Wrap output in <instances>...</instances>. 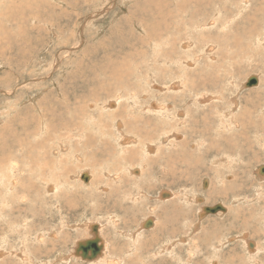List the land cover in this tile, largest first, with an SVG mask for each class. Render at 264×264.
Instances as JSON below:
<instances>
[{
    "label": "rangeland",
    "instance_id": "obj_1",
    "mask_svg": "<svg viewBox=\"0 0 264 264\" xmlns=\"http://www.w3.org/2000/svg\"><path fill=\"white\" fill-rule=\"evenodd\" d=\"M17 1L20 3L21 9L18 8L20 5H15L14 0H0V22L3 23V25H0V262H5V264H30V261L26 260L34 259L35 264H126L125 262L127 264H209L211 263L209 262L210 259L218 257L220 258V261H218L220 262L219 264H264V186L260 193H257L255 189L260 184L264 185V178L259 176L261 174L259 168L261 165H264V149L262 151V148H259L258 142H256L257 140H261L262 136H259V138L252 132V134L250 133L248 135V139H242L240 137L242 148L245 150L242 153V159L239 157L241 154H238L241 151L233 150L235 153L233 151L230 153L236 163L231 165L232 168L224 164V162L218 163V167L216 165L215 167L212 165L213 160L211 159L212 157L210 158L211 154L209 155V152H203L204 150L202 149V147L209 148L210 143L208 140L203 141L200 137L202 135H198V132L201 129L199 127L204 122L202 117L204 108H206L204 111L209 112V116L205 117L206 122L204 123L210 125L213 122V118L217 119V114H214L216 110L210 111V108L208 109L209 103H205L206 107L203 108L200 105L201 103L194 100L197 93L198 95H202L204 92L202 86L205 87L206 84L202 83V86H200L199 81L203 73H207L208 71L219 75L223 74L221 75L222 77L220 76V80L216 82V84L220 83L219 86L221 87L223 83L227 86L228 82H226V78L228 77L225 75L227 72L224 71L232 67L228 71L232 83L230 85L231 88L230 91L226 90V93L224 92L227 100L232 97V94L237 97L238 101L242 100V97L248 93L249 88L246 84L242 87V84L245 80L248 81L252 75L257 76V74H260L262 79H264V53L261 52L260 54L258 53L260 56H255L256 54L253 53L255 51L253 49L255 48L250 42L257 31L261 36H264V8H262L264 7V0H245V4L240 6V8L236 4L240 0H224L225 4H221L222 0H214L218 4L213 7H210V4L205 6L201 2H197L198 0ZM260 1L262 2L260 3ZM251 6L252 10L256 6L253 12H251ZM258 8L262 10L259 11ZM19 10L22 11L23 22L25 21L24 26L28 29L27 38L30 42L27 48H25L26 51L24 50L25 58L22 57L20 60L19 56H17V51L23 48L24 45L19 44L20 42L16 40L15 36H21L22 39V35L25 32L22 33L14 22L7 21V15L10 14L9 11L17 13ZM257 10L259 11L258 13ZM11 16L13 17V15ZM36 17L39 18L37 19ZM205 19H207V22L213 21V25L209 24L205 29L200 28L201 23ZM246 19L247 21H245ZM11 23L14 31L9 29ZM239 25L243 27L250 26L247 29V31H250L249 34L243 33L240 37L241 42L238 39L239 34L237 31H241L243 27L237 30L236 28ZM235 35L238 36L235 37L236 40L240 42L237 45H234L235 43L233 41ZM11 37L13 42L9 40ZM226 38L228 40L225 42ZM183 42L188 46L184 45L183 47L182 45L181 47V43ZM228 42H231L230 45L227 44ZM212 44L214 45L213 50L208 51L209 46ZM249 45L253 47L251 46L250 48ZM8 46L14 49H8ZM16 48H18L17 51H15ZM241 48L243 49L239 52ZM244 49L246 50L244 51ZM238 52L240 55L241 53L243 55L240 57ZM199 55L202 57H199ZM208 56L214 57L215 59L209 58ZM230 62L233 63L232 66ZM234 66L235 69L233 71ZM182 77L183 79H181ZM223 77L224 82L221 81ZM178 80H180L181 85L185 82L189 86L177 85L178 87L175 88L173 85ZM193 80H195V86L191 85ZM226 86L223 87L225 88ZM206 87L208 88V85ZM260 87H257L259 89L256 90H261L264 85L261 84ZM232 88H234V91L236 90V93ZM208 90V94H217L216 92H211L210 89ZM114 96H122L127 112L133 118L137 117L138 120L136 127H134L135 124L131 128L127 125L124 129V126L121 125L120 131L125 135L129 133L130 129L137 131L141 127L143 131L149 133V136H155L153 137L154 142L151 143L160 144L159 146H154V151L156 153L159 147V150H162L159 152L161 155L167 150L166 147L171 142L170 139L177 142L179 139L177 135L173 136L177 131L169 126V123H172L173 119H169L167 116L161 117L157 114L153 105L155 103L165 104L166 100L170 102L175 100V106L167 102L166 104H169V107L166 106L165 108L171 109V112L174 110H180L182 112V115H179V117L177 114L176 118H178V121L176 123L181 124L179 127L181 131L184 129L180 133L181 135L183 134L182 137H184L187 143L184 146V151L175 153L174 149L177 148H168L166 151L168 154L174 151L173 153L176 155L174 161H170L169 165L162 166L165 164L163 160L161 161L162 158L160 160L158 159L159 163L155 160L156 156L160 154H155L154 152L147 153V151H150L146 148L147 151L145 153L151 155L153 158V163L146 167L149 170V175L147 173V175L140 178V174L135 172L130 173L124 169L122 164L125 162L122 160L116 161L117 156L114 155V150L111 146H108L113 143L117 147L123 145H117L114 140L112 143L108 137L109 127H103L97 123V117L102 111L104 117L109 118L106 113L114 109L108 105V107H103L102 104L109 102ZM244 102L243 100L240 101L243 107H245L243 105ZM96 103L97 105L95 106ZM148 106L150 110L144 111V107ZM81 108H85L86 111L93 113V115L80 117L78 113L81 112ZM129 109H132L134 113L130 112ZM165 118L169 119L166 121L168 125H164L160 121H165ZM195 119L198 120V123L196 122L198 128L194 132L196 134L192 135L193 133L191 134L190 128L193 126L192 123ZM38 120L39 122L42 120L39 133L36 132L38 130L36 129ZM62 120H66L67 125ZM154 124L161 131L155 132L156 134L159 133L157 137L154 133ZM46 125L55 128L52 131L54 134L53 141L52 139L49 141V135L44 132ZM234 128L239 130L237 126H234ZM115 132L117 133H115L116 138L119 139V132ZM31 133H33L31 135L33 140L38 137V139L46 138L48 141L46 145L49 148L47 151L48 156L57 157L59 155V157L63 158L71 166L69 170L71 169L70 172L75 177L76 174L78 175L79 170L78 162H75V158L79 156V153L81 154L83 151L91 150L90 148L92 146L90 148L81 146H84L86 137L94 135L92 138L93 143L103 144L94 145L99 150L98 154L92 151L88 152L86 169L90 172L91 181L94 177L90 167L94 165L96 175H98L100 180L99 182L112 188V197L108 191L104 190V192L106 197L112 198L113 202L118 203L119 197L123 198L127 192L132 190L136 193L137 187L140 184V187L142 185L143 187H147L146 183L154 184L153 190L150 189L148 191L146 189V191L150 192L148 193L149 196L144 195L141 198L139 203L140 207L135 211L137 216L133 221L128 218V215L122 213L119 215V223L114 227L113 219V222L106 223L108 221L105 218V214L101 212L103 218L101 217L99 221L105 223L107 226L103 231L102 229L100 230L99 235L102 241L105 242V245H103V250L100 248V252L95 256V259L82 257L81 254H78L82 250L79 249L77 251V249L75 250L76 245H71L75 239L78 241V239L82 240L87 238L81 236L85 233V220L87 221L88 218L90 221L94 219L98 220L97 216L99 217L101 215L100 211L93 210V206L99 200L100 196L95 189V192H92V187H79L80 196L72 197L74 207L71 208L72 211L68 216L65 215L70 220L67 221L69 225L63 230L68 229L70 231L69 233L72 234L69 248L66 250L67 252L65 253L63 247H61L62 251L59 252L58 244L56 243L40 245L43 240L51 238L45 234V231H50L53 227L59 229V226L62 225L60 223L61 219H59V210L53 206L52 208L48 206L56 202V200L54 201L56 195L63 189L58 190V193H54L52 190H45L39 184V172H35V170L33 171V169L24 166L21 167L23 171L20 170L18 166L14 165L18 159L9 160L6 165H3L2 161V159H8L7 157L15 155L17 157L19 156L20 163L22 161L24 162L23 151H20L22 154L19 152L23 144L19 145L20 143H14L20 136V140H23L24 135ZM35 133L38 137L34 138ZM132 134L135 135L136 133ZM167 136H169V139L165 140ZM262 139H264V136ZM89 141L91 142V140ZM190 143L195 144V147H201L200 151L196 152L194 147L190 146ZM26 144L29 146L27 138ZM75 144H77L76 148L79 147L80 150L73 147ZM163 146H166V149ZM246 146H250V151ZM141 147L143 148V145ZM110 153L113 155L109 156L108 154ZM101 154H103V157H100ZM194 154L197 157L192 159L191 156H194ZM236 155L237 158H235ZM33 156L34 158L30 159L29 165L32 168L35 167L34 169L39 168L37 163H39V159L41 158L40 153H35ZM161 157L168 156L163 155ZM177 157L184 159L179 161ZM26 159L28 160V158ZM74 159L73 165V162L71 164L70 161ZM94 160H97V162L92 163ZM118 162H121L120 165L122 166L118 179H114V175L109 176L108 172L112 174L114 172L116 173L114 169L119 165ZM135 162H137L135 163L137 165L132 166L129 164L130 161H128L126 166L132 168L142 165V163H138L136 160ZM154 162H157V164H154ZM60 165L61 163H57L55 168L60 169ZM2 166H5L4 169H1ZM225 173L231 177L225 178ZM133 177L140 179H135L134 181L132 180ZM202 177L204 179H213L215 189H218V186L219 188L224 187L223 183L231 187L225 189L226 194H222V198H219L218 194L207 196L208 190L206 191L205 189L208 186L204 188ZM13 178L17 181L19 180V182L15 181L16 185L11 184L12 186L9 189L11 191L7 192L5 184L7 182L9 183V180H13ZM29 178L33 182L35 181L36 185L29 186L31 183L28 180ZM169 181L171 186L168 185ZM85 182L87 181L85 180ZM155 188L156 190L154 192ZM166 188H171L172 190L178 189V191L182 189L185 190V193H188L187 195H191V197L194 195L191 200H188V205H185L189 211V219L184 224L183 220V222L181 220L179 221V224H183L181 225L182 229L179 228L178 231L181 236L178 235L173 238L163 235V228H158L160 227L159 222L156 227L157 231L155 230L156 228L148 231L153 225L148 228L144 225L148 219L145 218L149 214L155 217L154 219L161 217V225L163 221L165 222L167 216L161 212L162 208L159 207V204L172 200L173 198L165 197V200H162L158 198H161L158 194L160 190ZM14 189L17 194L15 198L10 196L11 192H14ZM238 191H241L239 192V197L242 196L241 193H244L243 196L247 194V202L244 203L240 200L235 203L233 201L234 197L238 195L236 193ZM87 196L90 198H87ZM202 196H205V198ZM255 196L256 199L254 200ZM27 197H29V201L35 206V210L38 212L40 209L43 210L44 213L41 218L35 217V219H32L34 216H29V211L26 208H29L31 203L24 201ZM84 197L88 200L89 204L83 201ZM199 198L202 199L200 200ZM224 198H226V201H224ZM250 199L254 201H250ZM76 200L79 201L77 202ZM14 202L16 203L14 204ZM107 203L106 198L102 200L104 206ZM217 203H221L230 208L229 211L227 210L226 214L228 215H225L226 218L223 217L222 219L218 217L217 213L200 215L203 207H205L204 205L213 206ZM43 204L48 205L47 208L43 207ZM122 204L124 206L130 205V201L122 202ZM147 204L150 207H152L151 205L155 206L153 210L155 212H150V209L146 207ZM84 205H87V208ZM164 205L167 206L168 203L162 204L161 206ZM171 206L170 204L165 211L169 210ZM18 208H25V210L20 211ZM116 208H120L119 203L116 205ZM12 210L13 212H10ZM170 210L172 212L174 211L173 208ZM90 211H92L93 215ZM95 212H98L99 215ZM176 212L178 211H174V213ZM13 213L14 216L20 213L24 214V218H20L23 223L28 225L32 224L34 226L33 230L31 228L32 231L39 229L38 231L44 233V238L41 241L35 240V235L31 242L29 241V243H33L34 245H24L25 250L22 252L24 258L19 257L21 256L19 254L21 252V242L18 241L22 236L26 235V232L24 231L25 233L23 232V235L18 237L17 234L8 232V226L5 224L8 218H12ZM82 213H85V216ZM87 214L88 216H86ZM91 215L92 217H89ZM45 217H50L52 220H46ZM200 217L202 218L200 219ZM234 217H238V219ZM143 219L145 220L140 230L139 225ZM214 220L217 223H214ZM246 220L250 222L243 227V223ZM45 222L49 223L50 226H44ZM219 222L222 224L219 225ZM167 223V226L170 225L168 217ZM195 223H197V226H200H195ZM80 224H83V230H79V228H74L76 230L73 229V227ZM93 226L95 227L96 225ZM93 226H91L90 239L88 240L98 238L101 246L102 242L97 237L99 230L94 231ZM161 230L163 231L161 232ZM78 231L82 233H80V237H78ZM146 231L148 232L145 233ZM122 232L125 236L121 235ZM103 234L106 235L108 244L102 237ZM133 234H135L138 245H134L133 243ZM156 234H159L157 239L153 237ZM27 235L31 239L32 234ZM115 236H117L116 239L119 236L121 238L115 240L114 245H112L111 239H115ZM168 237L176 243L163 244L168 241ZM182 238L184 239L182 240ZM86 241H84V245ZM220 242H223L222 245H226L223 249L217 248ZM170 244H172L171 248L166 250L164 247ZM48 249H52V251H48ZM72 249L73 251H71ZM161 249V252H156ZM229 251L232 254H238L239 257L235 256L231 262L226 261ZM68 252H71L70 261L62 259V255ZM50 253H52V256L47 258ZM29 255L31 256L30 258H25ZM58 256L60 257L58 258ZM98 256L100 258L96 259ZM24 261L26 262L24 263ZM211 264L217 263L213 262Z\"/></svg>",
    "mask_w": 264,
    "mask_h": 264
},
{
    "label": "bare ground",
    "instance_id": "obj_2",
    "mask_svg": "<svg viewBox=\"0 0 264 264\" xmlns=\"http://www.w3.org/2000/svg\"><path fill=\"white\" fill-rule=\"evenodd\" d=\"M242 1H243V3H242ZM249 1H251V0H249ZM248 1V2H249ZM263 1V0H262ZM262 1H260V3L262 2ZM197 2H201L203 5H205V6H207V5H209L210 4V7H213L214 5H216V4H218V3H216L214 0H198ZM236 2V1H235ZM14 3H15V5H20V3L17 1V0H14ZM17 3V4H16ZM109 3V2H108ZM227 3V2H226ZM221 4H225V2H224V0H222V2H221ZM235 4V3H234ZM236 4H237V7H239L240 8V6H242L243 4H245V0H240V1H238V3L236 2ZM239 4H241V5H239ZM248 4V3H247ZM263 4H264V2H263ZM249 5H250V2H249ZM257 5V4H256ZM256 6H254L253 7V10H255L256 8H255ZM260 7H262L261 5H260ZM19 9H21V5L18 7ZM262 8H264V7H262ZM12 9H14V8H12ZM251 12H253V10H252V6H251ZM261 9V8H260ZM258 10H259V8H258ZM257 10V13L259 12V11H261V10H259L258 11ZM15 11H16V8H15ZM21 12L22 11H18L17 13H12L11 11H9V13L10 14H8L7 15V21L9 22V21H11V22H14L15 24H16V27H18L19 29H20V31L22 32V33H24L23 35H22V39H21V36H18V35H16L15 36V38H16V40L18 41V42H20L19 44H21V45H24V47L23 48H21V49H19L18 51H17V49L18 48H16V50L15 51H17V53H18V55L17 56H19V60L22 58V57H24L25 58V48H27V46L29 45L28 43H30L29 41H28V38H27V32H28V29L27 28H25V26H24V24H25V21L23 22V14H21ZM250 11H249V13H251ZM256 12V11H255ZM254 12V13H255ZM249 13H247V14H249ZM11 15H13V17L11 16ZM252 15H253V13H252ZM258 15V14H257ZM260 15H261V13H260ZM259 15V16H260ZM208 16V15H207ZM261 16H263V14L261 15ZM248 17V16H247ZM246 17V18H247ZM254 17V16H253ZM37 18V17H36ZM39 18V17H38ZM37 18V19H38ZM262 18V17H261ZM264 18V17H263ZM249 20H250V18H248ZM231 20V19H230ZM229 20V21H230ZM244 21V20H243ZM245 21H247V19L245 20ZM43 22V21H42ZM214 22H215V20H214ZM261 22V21H260ZM209 24H211V25H213V21L212 22H207V19H205L202 23H201V26H200V28H203V29H205L206 27H207V25H209ZM0 25H3V23L2 22H0ZM254 25V24H253ZM258 25H260L259 23H258ZM36 27V26H35ZM241 27H243L242 25H239L236 29L238 30V29H240ZM250 26H248V27H243L242 28V30L240 31H237L238 32V34H239V37L237 36V35H235L233 38H235V37H238V39H239V41L241 42V39H240V37L243 35V33H247V34H249V32L250 31H247V29L249 28ZM260 27H261V25H260ZM14 27H12V23H11V27L9 28V29H11L12 31H14V29H13ZM18 29V30H19ZM35 29V28H34ZM4 30V29H3ZM258 30H260V29H258ZM16 32V31H15ZM260 32V31H259ZM20 33V32H19ZM10 34V33H9ZM14 34V33H13ZM251 34V33H250ZM256 35L253 37V38H251V43L253 44V46H254V48L255 49H253V50H255V51H253V53L254 54H256L255 56H257V55H259L261 52H263L264 53V36H261V34L260 33H258V31L255 33ZM8 36V35H7ZM5 38H6V36H4ZM10 37V36H9ZM8 37V38H9ZM7 39V38H6ZM12 39V37L9 39V40H11ZM253 39H255L253 42H252V40ZM15 40V41H16ZM228 39L226 38L225 39V42L227 41ZM236 40V38L233 40L234 41V45H237L238 43H240L238 40H236V41H238V42H236L235 41ZM12 41V40H11ZM13 42V41H12ZM187 42V41H186ZM188 43V42H187ZM230 43L231 42H228L227 44L228 45H230ZM251 43H249V44H251ZM11 44V43H10ZM18 44V45H19ZM26 44V45H25ZM191 44V43H190ZM182 45H183V47H184V42L183 43H181V47H182ZM187 45V44H186ZM185 45V46H186ZM188 46V45H187ZM251 46L252 45H249V47L251 48ZM252 46V47H253ZM18 47V46H17ZM210 48L208 49V51H211V50H213V48H214V45L212 44V45H210L209 46ZM229 47V46H228ZM3 48H5V47H3ZM8 49H10L11 47L10 46H8L7 47ZM239 48H240V46H239ZM246 48V47H245ZM12 49V48H11ZM14 49V48H13ZM12 49V50H13ZM242 49L243 48H241V50H239V52H241L242 51ZM256 49H258V50H256ZM25 50V51H24ZM29 50V49H28ZM238 50V49H237ZM246 49H244V51H245ZM248 50V49H247ZM249 51V50H248ZM247 51V52H248ZM238 52V53H239ZM259 53V54H258ZM245 54V53H244ZM247 54V53H246ZM238 55H240V53L238 54ZM243 54L241 53V55H240V57L242 56ZM197 56V55H196ZM247 56V55H246ZM252 56V55H251ZM260 56V55H259ZM263 56V55H262ZM261 56V57H262ZM199 57H202V56H200L199 55ZM209 58H213V59H215L214 57H210V56H208ZM248 57V56H247ZM246 57V58H247ZM170 59H172V58H170ZM244 59H245V57H244ZM57 60H59V59H57ZM192 61V60H191ZM234 62H235V60H233ZM58 62V61H57ZM61 62V61H60ZM237 63H239V62H237ZM59 64V63H58ZM188 64H191V63H188ZM232 62H230V65L232 66ZM229 65V66H230ZM240 65V64H239ZM229 69H232V67L230 68H228L226 71H224V72H227V74L225 73V75L228 77V78H226V82H227V86L226 85H224V83H223V85L220 87L219 85H220V83L219 84H216V82L217 81H219L220 79V76L221 75H223V74H221V75H219V74H216V73H213V72H205V73H203V75H202V77L200 78V86H202L201 84L203 83V84H206V86L208 85V88L205 86V87H203L202 86V90L204 91L203 92V94L202 95H198V93L196 94V96L194 97V100H197V102H199V103H201L200 105H202V107L204 108V107H206L205 105V103H209L208 105V109L210 108V111H212V110H216V111H214V114H217V116H216V118L217 119H215V118H213V122L211 123V125L210 124H205L204 122H206L205 121V117H208L209 115V112H206V111H204L206 108H204V110H203V115H202V117H203V123H202V125L199 127V128H201V129H199V132H198V135H202V136H200L202 139H203V141H206V140H208V142L210 143V146H209V148L208 147H202V149L204 150H202L203 152H205V153H208L209 152V155H210V158L213 160L212 161V165H216L217 167H218V163H222V162H224V164H226L227 166H231L233 163H236V161H235V159H233L232 157H231V151H235V150H237V151H241L240 153H238V154H241V156H239L240 158L242 157V153H244L245 152V150H244V148H242V143L240 142V137L242 138V139H248V135L251 133L252 134V132H254L258 137L260 136H262V138H263V136H264V87L261 89V90H256V89H259V88H261L260 87V85L261 84H263L264 85V79H262V77H261V75L260 74H257V76L259 77L258 78V83H259V85L257 86V84H255V85H252L253 87H251V86H249L248 85V93L247 94H245L244 96L243 95H241V96H243L242 97V100L243 101H245L244 102V106L245 107H243L242 106V104L240 103V101H242V100H240V101H238L237 100V97L234 95V94H232V97L229 99V100H227L226 99V96H225V91L226 90H229L230 91V88H231V80H230V77H229V75H228V71H229ZM234 69H235V66L233 67V71H234ZM233 71H231V72H233ZM236 71V70H235ZM122 72V71H121ZM240 72V71H239ZM238 74V73H237ZM254 74V73H253ZM225 76V77H226ZM222 77V76H221ZM38 79V78H37ZM181 79H183V77L181 78ZM223 79H224V77L222 78V80L221 81H223ZM177 82V81H176ZM195 82V80H193L192 81V83H191V85L192 86H195L194 83ZM224 82V81H223ZM230 82V83H229ZM188 83V82H187ZM246 83H248L246 80L243 82V84H242V87H244V85L246 84ZM155 84V83H154ZM174 84V83H173ZM156 85V84H155ZM155 85H153V86H155ZM183 86L184 85V87H188L189 85H187L185 82H183V85H181V82H180V80H178V82L177 83H175L173 86L175 87V88H177L178 86ZM247 85V84H246ZM172 86V87H173ZM223 86H226L225 88L223 87ZM158 87H159V85H158ZM257 87H259V88H257ZM155 88H156V86H155ZM162 88V87H161ZM235 88V87H234ZM234 88H232L233 89V91H234ZM164 89V88H163ZM208 89H210V91L212 92H216L217 94L216 95H211V94H208L209 93V90ZM236 89V88H235ZM201 90V91H202ZM217 90V91H216ZM237 90V89H236ZM235 90V91H236ZM234 91V92H235ZM225 92V93H224ZM119 93V92H118ZM232 93V92H231ZM236 93V92H235ZM199 94H200V92H199ZM209 95V96H208ZM253 95H255V96H253ZM143 96V95H142ZM240 96V97H241ZM21 98V97H20ZM113 98H115V99H113ZM109 102H107V103H105V104H102V106L103 107H110V108H113L114 110H111L110 112H108V113H106L108 116H109V118L108 117H104V115H103V111L101 112V114H99L98 115V117H97V123H98V125H102L103 127H106V126H108L109 127V135H108V137H109V139L111 140V142L114 140V142H116L117 143V145H123V146H120V147H117L113 142V144H109L108 146H111L112 147V149L114 150V155L115 156H117L116 157V161H124V162H122V163H124V164H122L123 165V168L124 169H126V170H128L130 173H137V174H140V178L142 177V176H144V175H147V173H148V175L150 174L149 173V170H147L146 169V167H147V165H149V164H152L153 162H152V160H153V158L151 157V155H147L146 153H145V151H147L146 150V148L150 151V152H148L147 151V153H155V151H154V148L156 147V146H159L160 144H156V143H151V142H154L153 141V137H155L154 135H152V136H149V133L147 132H145V131H143L142 130V128L141 127H139V129L137 130V131H135L134 129L132 130V129H130V131H129V133H127V134H125L124 135V133L123 132H121L120 130V128H121V125H123L124 126V129H125V126H127L128 125V127H132L134 124H135V126L134 127H136L137 126V124H138V120H137V117H135V118H133L132 117V115L129 113V112H127V110H126V105H125V103H124V101H123V99H122V96L120 97V96H117V97H113ZM19 99V98H18ZM22 99V98H21ZM49 99V98H48ZM131 99H132V96H131ZM20 100V99H19ZM22 101V100H21ZM90 101V100H89ZM219 101V102H218ZM221 101H226V102H221ZM156 102V101H155ZM154 102V103H155ZM167 102H169V103H171L172 105H174L175 106V104L174 103H176V101L174 100V101H172V102H170V101H168V100H166L165 101V104H157V103H155L154 105H153V107L155 108V110H156V112H157V114H159L161 117H164V116H167L169 119H173V122L172 123H169V126L170 127H172V128H174L177 132H175L174 134H173V136H176L177 135V137H178V139H179V141L177 142V141H174V140H171L170 139V143L167 145V150H168V148L169 149H171V148H177V149H174V151H175V153L177 152V153H180V152H182V151H184V149H185V145L187 144L186 143V140H184V137H182V135L180 134L182 131H184V129L181 131V128H179L180 127V125L181 124H178V123H176L177 121H178V118H176V116H177V114H178V117H179V115H182V112L180 111V110H174L173 112H171V109L169 110V108H165L166 106L167 107H169V104H166ZM221 102V103H220ZM220 103V104H219ZM91 104H93L92 102H91ZM97 105V103L95 104V106ZM108 105V106H107ZM92 106H94V105H92ZM57 108V107H56ZM163 108H165V109H163ZM76 110V109H75ZM79 110V109H78ZM139 110V109H138ZM148 110H150V107L148 106V107H144V111H148ZM52 111V110H51ZM129 111L130 112H133L134 113V111L132 110V109H129ZM209 111V110H208ZM53 112V111H52ZM78 113V112H77ZM79 114V116L81 117V116H92L93 115V113H89V111H86V109L85 108H81V112L80 113H78ZM253 114H255V115H253ZM119 117V118H118ZM108 118V119H107ZM169 119H167V118H165V121H162V120H160L161 121V123L162 124H164V125H168V123L166 122L167 120H169ZM62 121H65L64 122V124L65 125H67V121L66 120H62ZM41 122H42V120L39 122V120L37 121V126H36V129H38V130H36V132L37 133H39V129L41 130ZM166 122V123H165ZM196 122L198 123V120L197 119H195L194 120V122L192 123V127L190 128V130H191V134L192 135H194V134H196V133H194L195 131H197V128H198V125L196 124ZM56 123V122H55ZM179 125V126H178ZM237 126V127H239V130H236L235 128H234V126ZM39 126H40V128H39ZM53 127V126H52ZM52 127H48L47 125L45 126V128H44V132L45 133H47L49 136H48V140L49 141H51V139H52V141L54 140V134L52 133V131L53 130H55V128H52ZM133 127V128H134ZM116 128V129H115ZM138 128V127H137ZM123 129V130H124ZM58 130V129H57ZM115 131H118L119 133H118V135L120 136V138L119 139H117L116 138V135H115ZM158 131H160L159 130V127L158 126H156V124H154V133L155 132H158ZM25 132V131H24ZM27 132V131H26ZM161 132V131H160ZM132 133H136V134H138V135H140V136H138V135H133ZM33 133H31V134H26V135H24V139L23 140H20V137L19 138H17V141L14 143V144H17V143H20L19 145H21V144H23V145H21V148L19 149V152L20 151H23L21 154L23 155V157H24V162L22 161V163H20L19 161H20V158H19V156L17 157V156H15V155H13V156H9V157H7L8 159H2V161H3V165H6L7 163H8V161L10 160H12V159H18L15 163H14V165H16V166H18V168L20 169V170H22V168L21 167H26V168H30V169H33V171L35 170V172H39V175H38V177H39V184H40V186H42L45 190H52L54 193H58V190H61V189H63V190H61V191H59V193L56 195V199H54V201L56 200V202L53 204V205H51V206H48L49 208H52V206L53 207H55V208H57L58 210H59V212H60V215H59V219H61V221H60V223H62V225H60L59 226V229L57 228V227H53L52 228V226H51V230L50 231H45V234L47 235V236H50L51 238H48V239H45V240H43L42 241V244H40V245H43V244H45V245H49V243H56V244H58L57 246H58V251L60 252V251H62V249H61V247H63V250L65 251V253L67 252L66 250H68V246L70 245L69 244V242H70V238H71V235L72 234H70L69 232V230L68 229H66L65 231L63 230L66 226H68L69 224L67 223V221L68 220H70V219H68V218H66L65 217V215L66 216H68L69 215V213L72 211V207H74V205H73V202H72V197L74 198V196L75 197H78V195H79V187H84V188H88V187H92V192H95V191H97V194L100 196V198H99V200L96 202V204L93 206L94 207V209L93 210H98V212L100 211V216L98 217L97 216V218H98V220H95L94 218V220H89V218H88V220L86 221L85 220V222H84V225H86V227H85V233H81L80 231H78V233H79V236L78 237H80V233L82 234L81 236H83V237H87V238H84V239H78V241H77V239H75V241L71 244V245H76V247H75V250L76 249H78L79 247H80V245H79V243H81V242H84V241H86V240H88V239H90V237H89V235H90V229H91V226H93V225H96L97 226V229L99 230L98 231V234H97V237H99L100 238V235H99V232H100V230L102 229V231L104 230V229H106V224L105 223H103V222H100L99 221V219L102 217L103 218V215H102V213L101 212H104V214H105V218L107 219V221L108 222H106V223H111V222H113V224H114V227H115V225L116 224H118L119 223V215H121L122 213H124L125 215H128V218L130 219V220H132L133 221V219H135V217L137 216L136 215V213H135V211L138 209V207H140V200H141V198L145 195V196H149V194L148 193H150V192H148L150 189H152L153 188V185L154 184H149V183H146V185H147V187H143V185H142V187H140L141 186V184H140V186H139V184H138V186L139 187H137V192L136 193H134L133 192V190L132 191H130V192H127V194L125 195V196H123V198H121V197H119V201H118V203H119V209H117L116 208V205H118V203L117 202H113L112 201V198H108V197H106V195H105V192H104V190L105 191H108V193H109V195L112 197V195H113V191H112V188L110 187L109 188V186L108 185H106V184H103V183H100L99 181V178H98V175H96V169H95V167H94V165H91V170H92V173H93V177H94V179H91V181H90V172L89 171H87V167H86V164L88 163V156H87V154H88V152L89 151H92V152H94L95 154H98V152H99V150L97 149V147H95L94 145H100V144H103V143H93V141H92V138L94 137V135H90V136H88V137H86V142L84 143V146H81V147H84V148H90L91 146V150H89V151H83L81 154L79 153V156H76V161H75V159L74 160H72V161H70V163L72 164V162H73V165H74V161L75 162H78V168H79V170H78V175L76 174V177L70 172L71 171V169L69 170V168H71V166L68 164V163H66L65 162V160L63 159V158H61V157H59V155L57 156V157H54V156H48V150H49V148H48V145H46V143H48V141H47V139L46 138H41V139H38L39 137L37 136V134L36 135H34V138L35 137H38V138H36L35 140H33L32 138H31V135H32ZM117 134V133H116ZM157 134H159V133H157ZM156 133H155V135H156V137L158 136ZM142 135V136H141ZM118 136V137H119ZM46 137H47V135H46ZM130 137V138H129ZM259 137V138H260ZM26 138H27V140H28V143H29V146L26 144ZM88 138V139H87ZM171 138V137H170ZM173 138V137H172ZM261 138V140H257L256 142H258V146H259V148H262V151H263V149H264V139H262ZM148 139V140H147ZM167 139H169V136H167L166 137V139L165 140H167ZM89 140H91V142L89 141ZM164 141V140H163ZM243 141V140H242ZM228 142V143H227ZM66 143V142H65ZM147 143H150V144H147ZM166 143V142H165ZM189 144V143H188ZM257 144V143H256ZM28 147H27V146ZM141 145H143V148L141 147ZM170 145H172V147H170ZM246 145H248V144H246ZM5 146V145H4ZM63 146V145H62ZM67 146V145H66ZM70 146H72L71 144H70ZM76 146H77V144H75V146H73L74 148H76ZM144 146H145V149H144ZM155 146V147H154ZM190 146H193L194 147V150H196V152H198V151H200V148L201 147H195V144H193V143H190ZM256 146V145H255ZM161 147V146H160ZM164 147V146H163ZM164 147V148H165ZM246 147H248V146H246ZM165 148V149H166ZM214 148V149H213ZM253 148V147H252ZM40 149H42V150H40ZM77 150H80L79 149V147L78 148H76ZM106 149V148H105ZM160 148L158 147V149L156 150V153L155 154H158L159 152H161L162 150H159ZM248 149H249V151H250V146L248 147ZM83 150V149H82ZM166 150V151H167ZM188 150H190V149H188ZM194 150H191V151H194ZM13 151V150H12ZM166 151H164L163 153H162V155L161 156H163V155H167L168 157H161L160 155V157L157 155L156 156V158H155V160H157V162L161 159V161L163 160V162H165V164L164 165H162V166H165V165H169V163H170V161H174V158H175V155H174V151L173 152H171L170 154H168ZM233 151V152H234ZM14 152V151H13ZM38 152V153H37ZM190 152V151H189ZM231 152V153H230ZM264 152V151H263ZM10 153H12L11 151H10ZM39 154L40 153V159H39V163H37V166H39V168H36V169H34V168H32L29 164H30V159H32V158H34V154ZM165 153V154H164ZM167 153V154H166ZM235 153V152H234ZM237 153V152H236ZM260 153V152H259ZM237 154V155H238ZM109 156H112L113 154H108ZM237 155H236V157L235 156H233V157H235V158H237ZM258 156V155H257ZM264 156V155H263ZM262 156V157H263ZM10 157H11V159H10ZM100 157H103V154H101L100 155ZM114 157V156H113ZM158 157V158H157ZM192 157V159H195L196 157H195V154H194V156H191ZM26 158H28V160L26 159ZM38 158V157H37ZM50 160H49V159ZM60 158V159H59ZM239 158V159H240ZM264 158V157H263ZM120 159V160H119ZM159 159V160H158ZM177 159L179 160V161H182L184 158H182V157H177ZM242 159V158H241ZM244 159V158H243ZM256 159H257V157H256ZM63 160V161H62ZM135 160L136 161H138V163H142V165L140 166V167H129V166H126L128 163V161H130V165H137V164H135V163H137V162H135ZM5 161V162H4ZM144 161V162H143ZM209 161H210V159H209ZM242 161H244V160H242ZM259 161H260V155H259ZM261 161H262V159H261ZM97 162V160H94L92 163H96ZM157 162L155 163L154 162V164H157ZM57 163H61V165H60V169H56L55 167H56V164ZM119 163V165L117 166V167H115L116 169H114L115 171H116V173L114 172V171H112V172H114L113 174L111 173V172H108V175L109 176H113L114 175V179H118V177H119V172H120V170H121V166L122 165H120L121 164V162H118ZM159 163V162H158ZM161 163V162H160ZM244 163V162H243ZM33 164V163H32ZM162 164V163H161ZM160 164V165H161ZM245 164V163H244ZM243 164V165H244ZM237 165V164H236ZM120 166V167H119ZM215 166V167H216ZM220 166V165H219ZM238 166H239V164H238ZM247 166H248V164H247ZM4 167L5 166H2L1 167V169H4ZM143 167H144V169H143ZM148 167H150V166H148ZM226 167V166H225ZM228 167V168H229ZM249 167V166H248ZM73 168H74V166H73ZM75 168H76V166H75ZM231 168H232V166H231ZM259 168V167H258ZM215 169V168H214ZM217 169H220V168H217ZM16 170V169H15ZM14 170V171H15ZM233 170H234V168H233ZM23 171V170H22ZM229 171H231V170H229ZM216 172V171H215ZM219 172V171H218ZM260 172V171H259ZM24 173V172H23ZM84 173L88 176V180H87V182H85V178L83 177V175H84ZM206 173H207V171H206ZM221 173V172H220ZM228 173V172H227ZM231 173V172H230ZM234 173V172H233ZM261 174H262V176H261ZM259 176L261 177V178H264V173H261ZM1 175V174H0ZM168 175H172V174H168ZM204 175H207V174H204ZM220 175V174H219ZM233 175V174H232ZM256 175H257V173H256ZM167 176V175H166ZM174 176V175H173ZM234 176H235V174H234ZM258 176V175H257ZM2 177H4V176H2ZM116 177V178H115ZM206 177V176H205ZM219 177V176H218ZM228 178V177H231V176H227V174L225 173V178ZM240 177V176H239ZM140 178H136V177H133L132 178V180H134L135 181V179L136 180H139ZM234 178V177H233ZM222 179V178H221ZM224 179V178H223ZM230 179V178H229ZM232 179V178H231ZM239 179V178H238ZM249 179V178H248ZM31 183L29 184V186H32V185H36L35 184V181L33 182V180L32 179H28ZM84 180V181H83ZM170 180V179H169ZM225 180V179H224ZM15 181H17L15 178H13V180H9V183L7 182L6 184H5V186H6V191L7 192H9V191H11V190H9L10 189V186H12L11 184H13V185H16V182ZM112 181V180H111ZM174 181H176V180H174ZM202 181H203V186H204V188L206 187V186H208V188H206L205 190L208 192V195L207 196H213V195H219V198H222V194H226L225 193V189H227L228 187H231V186H228V185H226V184H224L223 183V186L224 187H220L219 188V186H218V189H215L214 188V180L213 179H211V178H206V179H204L203 177H202ZM236 181V180H235ZM17 182H19V180L17 181ZM143 182H145V181H143ZM225 182V181H224ZM241 182V181H240ZM86 183V184H85ZM206 183V184H205ZM226 183H230V182H226ZM231 183H232V181H231ZM238 183V182H237ZM145 184V183H144ZM216 184H218V183H216ZM166 185V184H165ZM168 185H170V181L168 182ZM220 185V184H219ZM136 186V185H135ZM171 186V185H170ZM263 186L264 185H261L260 184V186L259 187H255V189H256V191H257V193H260V192H262V189H263ZM168 187V186H167ZM242 187V186H241ZM157 188V187H156ZM156 188L154 189V192H155V190H156ZM216 188H217V185H216ZM233 188V187H232ZM21 190H23L22 188H20ZM94 189H95V191H94ZM135 189H136V187H135ZM146 189L148 190V191H146ZM241 189H243V188H241ZM249 189H251V188H249ZM29 190H31V189H29ZM153 190V189H152ZM228 191V190H227ZM236 191V190H235ZM6 192V193H7ZM23 192H24V190H23ZM84 192V191H83ZM153 192V191H152ZM205 192V191H204ZM204 192H202V193H204ZM239 192H241V191H238V192H236V193H238V195L237 196H235L236 197V199H235V197H234V202L235 203H237L238 201H242V202H247L248 201V198H247V194L245 195V196H243V194L241 193V197H239ZM246 192V191H245ZM247 192H249V191H247ZM128 193H129V196H128ZM165 193H168L167 195L165 194ZM213 193H216V194H213ZM228 193H229V191H228ZM8 194V193H7ZM91 194V193H90ZM96 194V193H95ZM121 194H122V192H121ZM188 193H185V190H180V191H178V189L177 190H172L171 188L169 189V188H166V189H162V190H160L159 191V194L158 195H160L161 196V198L160 197H158L159 199H162V200H165L164 198L165 197H170V198H173L172 200H169V201H165V202H163V203H161V204H159V207H161L162 209H161V212H163L167 217H168V220H169V223H170V225H168L167 226V217H166V219H165V222L163 221L162 222V225H161V217H159V218H156V219H154L155 217H153L152 215H147V217L145 218V219H149V218H151L152 219V222H153V226H152V228L150 229V230H148V231H152L153 229H155L156 227H157V225H158V222L160 223V227H158V228H160V229H162L163 228V230H164V232H163V235L165 236V237H167V236H169L170 238H173V237H175V236H178V235H180L181 236V234H179L178 233V231H179V228H181V225H183L184 223H185V221L187 220V219H189L188 218V214H189V211L186 209V206L185 205H188V200L190 199H192V197L194 196H192L191 197V195H187ZM190 194V193H189ZM206 194V193H205ZM187 195V196H186ZM228 195V194H227ZM226 195V196H227ZM10 196L11 197H13V198H15V196H17V194H16V192H15V189H14V192H11V194H10ZM80 196V195H79ZM90 196V195H89ZM198 196V195H197ZM196 196V197H197ZM206 196V195H205ZM205 196H202L203 198H205ZM229 196V195H228ZM199 197V196H198ZM238 197V198H237ZM9 198V197H8ZM82 198V197H81ZM87 198H90V197H88L87 196ZM106 198V200L108 201V203H107V205H103L102 204V200L103 199H105ZM157 198V197H156ZM207 198H209V197H207ZM76 199V198H75ZM200 200L202 199V198H199ZM225 200L224 201H226V198H224ZM256 199V196L254 197V200ZM5 200V199H4ZM228 200V199H227ZM230 200V199H229ZM254 200H252V199H250V201H254ZM25 202L26 201H28L29 203H31L30 201H29V197H27L26 198V200H24ZM77 201V200H76ZM79 201V200H78ZM77 201V202H78ZM83 201H86L85 203H87V204H89V202H88V200H86L85 199V197L83 198ZM126 201H130V205H126V206H124L123 204H122V202H126ZM143 201V200H142ZM16 202H14V204H15ZM165 203H168V205L167 206H161L162 204H165ZM172 205L171 206V208H173V210L174 211H178V212H176V213H174V211L172 212L170 209L169 210H167V211H165V209L169 206V205ZM223 205V204H222ZM47 206L45 205V204H43V207H45V208H47ZM77 206V205H76ZM85 206V208H87V205H84ZM152 207H150L149 206V204H147L146 205V207H148L149 209H150V212H155V211H153L154 210V208H155V206H153V205H151ZM204 206H206V205H204ZM207 206H212V205H207ZM214 206V205H213ZM224 207H225V209H226V211H217V212H215V213H217L218 214V217H220V218H222L223 219V217H225V215H228V214H226L227 213V210L229 211L230 210V208L228 207V206H225V205H223ZM204 208V207H203ZM26 209H28V211H29V216L31 217V216H34L32 219H35V217L36 218H41V216H43V210H41L40 209V211L38 212L37 210H35V206L31 203L30 204V206H29V208L27 207ZM18 210H25V208H18ZM102 210H104V211H102ZM203 211V210H202ZM10 212H13V210L12 211H10ZM38 212V213H37ZM91 212V214H92V211H90ZM96 213L97 215H99V213ZM129 212H130V214H129ZM82 214H84V216H85V213H82ZM201 214V213H200ZM93 215V214H92ZM92 215L91 216H89V217H92ZM190 215H193V214H190ZM230 215V214H229ZM8 216V215H7ZM83 216V215H82ZM86 216H88V214L86 215ZM95 216V215H94ZM233 216H236V215H233ZM12 218H8L7 219V222H5V224L8 226V232H12V233H15V234H17V236L18 237H20L21 235H23V232L25 231L26 232V235L25 236H22L21 238H20V240L18 241V242H21V245H20V250H21V252H19V254L21 255V256H19L20 258H24V254L22 255V252L25 250L24 248H25V246L24 245H34L33 243H29V241L31 242V240H32V238L35 236V240H39V241H41L43 238H44V233H42V232H40V231H32L33 230V227L34 226H32V224L31 225H28V224H25V223H23L22 221H21V219L20 218H24V214H22V213H20L19 215H16V216H14V213H13V215L11 216ZM203 217V216H202ZM202 217H200V219L202 218ZM231 217V216H230ZM83 218V217H82ZM118 218V219H117ZM226 218V217H225ZM235 219H238V217L236 218V217H234ZM45 219L46 220H52V219H50V217H45ZM112 219H113V221H112ZM145 219H143V221H141L140 222V225H139V229L141 230V226L143 225V223H144V220ZM199 219V220H200ZM216 219V218H215ZM219 219V218H218ZM229 219V218H228ZM178 220V221H177ZM182 221L183 222V224H179V221ZM209 221H210V219H208ZM213 220V219H212ZM219 221H220V219H219ZM233 221V220H232ZM83 222V221H82ZM199 222V221H198ZM211 222V221H210ZM209 222V223H210ZM248 222H250L249 220H246L244 223H243V227H245L246 225H248ZM211 223H213V222H211ZM214 223H217V221H215L214 220ZM226 223V222H225ZM35 224V223H34ZM52 224V223H51ZM180 225V227H179V225ZM220 224H222L221 222H219V225ZM50 226V224L49 223H46L45 222V224H44V226ZM195 226H197V223H195L194 224ZM207 225H209L208 223H207ZM215 225H217V224H215ZM35 226H36V224H35ZM71 226V225H70ZM74 226V225H73ZM194 226V227H195ZM200 225H198L197 227H199ZM214 226V225H213ZM218 226V225H217ZM82 227H83V224H80V225H78V226H75V227H73V229L74 228H79V230L80 229H82ZM105 227V228H104ZM190 227H191V225H190ZM3 228V227H2ZM31 228H32V230H31ZM37 228V227H36ZM45 228H47V227H45ZM69 228V227H68ZM100 228V229H99ZM146 228H148V227H146ZM48 229V228H47ZM159 229V230H160ZM182 229V228H181ZM198 229V228H197ZM62 230V231H61ZM74 230H76V229H74ZM83 230V229H82ZM114 230V229H113ZM156 231H157V228L155 229ZM163 230H161V232L163 231ZM148 231H146L145 233H147ZM24 232V233H25ZM11 233V234H12ZM61 234V236H60V234ZM116 233H118V232H116ZM144 233V234H145ZM27 234H32V236H31V239H29L27 236H29V235H27ZM75 235V234H74ZM119 235V234H118ZM117 235V236H118ZM121 235H123V236H125V234H123V232L121 233ZM159 234H156V235H153V237L155 238V239H157L159 236H158ZM167 235V236H166ZM16 236V235H15ZM117 236H115L114 238L115 239H111L112 241H111V243H112V245H114V243H115V240H117V239H119V238H121L120 236L116 239V237ZM11 237H13V236H11ZM93 237V236H92ZM105 240H106V242H107V239H106V235L105 234H103V236H102ZM161 237V236H160ZM168 237V241L166 242V243H163V244H169V243H176V242H174V241H172L170 238ZM24 238V239H23ZM26 238H28V239H26ZM133 243H134V245H138L137 243V240H136V237H135V234H133ZM247 238V237H246ZM23 239V240H22ZM130 239V238H129ZM184 238H182V240H183ZM22 240V241H21ZM100 240H101V242H102V245H101V249L103 250V245H105V242H103L102 241V239L100 238ZM247 240H249V239H247ZM17 241V240H16ZM72 241V240H71ZM77 241V242H76ZM130 241H132V239H130ZM76 242V243H75ZM17 243V242H16ZM251 243V245H253V243L252 242H250ZM107 244H108V242H107ZM223 244V242H220L218 245H217V248H219V249H223L226 245H222ZM249 244V243H248ZM15 245V244H14ZM18 245V244H17ZM23 245V246H22ZM250 245V244H249ZM171 246H172V244H170V245H167V246H165L164 248L166 249V250H168V249H170L171 248ZM111 247V246H110ZM191 247V246H190ZM164 248H162V249H164ZM264 248V247H263ZM105 249V248H104ZM162 249L160 250V251H156V252H161L162 251ZM48 251H52V249L50 250V249H48ZM71 251H73V249L71 250ZM26 252V251H25ZM70 253L71 252H68L67 254H65V255H62L63 256V258L62 259H64V260H66V261H70ZM108 253V252H107ZM111 253V252H110ZM216 253V252H215ZM26 254H28V253H26ZM13 255V254H12ZM59 255V254H58ZM101 255V254H100ZM99 255V256H100ZM2 256V255H1ZM52 256V253H50L49 254V256L47 257V258H49V257H51ZM97 257L96 259H99L100 257ZM179 256V255H178ZM178 256H176V257H178ZM235 256H237V257H239V255L238 254H235V253H233L232 254V252H228V256H227V258H226V261L228 260V262H231L232 260H234V257ZM31 256L29 255V256H27V257H25V258H30ZM60 256H58V258H59ZM180 257V256H179ZM178 257V258H179ZM181 258V257H180ZM92 259H95V257H93ZM180 260V259H179ZM26 261H30V264H35V260L34 259H28V260H26ZM26 261H24V263L26 262ZM200 261V260H199ZM218 261H220V258H212V259H210L209 260V262H211V263H213V262H216L217 264H219L220 262H218ZM222 261V260H221ZM128 262H130V261H128ZM7 263V262H6ZM117 263V262H116ZM126 264H127V262H125ZM211 263H209V264H211ZM233 263V262H232ZM0 264H5V262L4 263H1L0 262ZM9 264H12V263H9ZM16 264V263H15ZM230 264V263H229Z\"/></svg>",
    "mask_w": 264,
    "mask_h": 264
},
{
    "label": "water",
    "instance_id": "obj_3",
    "mask_svg": "<svg viewBox=\"0 0 264 264\" xmlns=\"http://www.w3.org/2000/svg\"><path fill=\"white\" fill-rule=\"evenodd\" d=\"M247 82H248V83H246L247 86L248 85L249 86L255 85L258 82L257 76L252 75L248 79ZM259 171H260V173H264V165L259 168ZM83 177L85 178L86 181L88 180V176L85 173H84ZM165 194L167 195L168 193H165ZM217 211H226V209L221 203H217L214 206H205L200 215H204L207 213H215ZM152 224H153L152 219L149 218L145 221L144 225L146 227H151ZM93 229H94V231H96L97 227L93 226ZM98 241H99V239L97 238V239H93V240H87L85 245H84V242L79 243L80 247L77 249V251L79 249H81L82 252H78V254H81L82 257L89 258V259H92L93 257L97 256L98 253L100 252V248H101ZM77 251H76V253H77Z\"/></svg>",
    "mask_w": 264,
    "mask_h": 264
},
{
    "label": "crops",
    "instance_id": "obj_4",
    "mask_svg": "<svg viewBox=\"0 0 264 264\" xmlns=\"http://www.w3.org/2000/svg\"><path fill=\"white\" fill-rule=\"evenodd\" d=\"M261 166H262V165H261ZM261 166H260V167H261Z\"/></svg>",
    "mask_w": 264,
    "mask_h": 264
}]
</instances>
